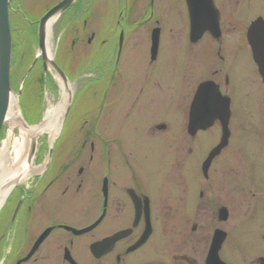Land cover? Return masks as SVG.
I'll return each mask as SVG.
<instances>
[{"label": "flooded vegetation", "instance_id": "flooded-vegetation-1", "mask_svg": "<svg viewBox=\"0 0 264 264\" xmlns=\"http://www.w3.org/2000/svg\"><path fill=\"white\" fill-rule=\"evenodd\" d=\"M87 1L56 61L92 94L73 135L37 146L32 165L48 160L9 193L0 264H264V126L233 94L245 51L260 97L264 10Z\"/></svg>", "mask_w": 264, "mask_h": 264}, {"label": "rangeland", "instance_id": "rangeland-1", "mask_svg": "<svg viewBox=\"0 0 264 264\" xmlns=\"http://www.w3.org/2000/svg\"><path fill=\"white\" fill-rule=\"evenodd\" d=\"M58 1L60 0H11L10 3V23L13 32L11 84L14 93L19 95L18 101L21 114L23 116L25 115L27 121L33 124L41 123L48 107L56 105L60 99V87L56 79V71L52 68L44 71L40 61L36 64L26 79H24L29 64L39 50L37 28L40 17L49 7ZM253 1H255V10L262 12L264 7L259 5V3L264 0ZM87 3V0L76 1L73 5L74 7L68 9L65 14L64 12L58 14L50 31H48V43L55 47L53 53L54 58H56L57 55L60 33L66 25L67 19L70 14H73L76 10L84 8ZM242 12H244L245 15L248 14L246 9H243ZM83 14H85V10H82V17L84 16ZM68 22L69 21H67V23ZM160 60H164L163 53ZM235 66V72L241 75L242 78L237 81V85L233 92L234 97L236 96V99L241 101V105H246L245 111L248 109L250 114L253 113L255 123L252 124H261V127H263L264 86L260 82L258 88L260 97H257L255 93L256 83L250 80L252 67L249 62L248 53L245 51H239L235 58ZM165 77L168 78L167 73ZM40 78L43 79V83H40ZM244 89L248 90V95H242ZM71 90L73 94L69 101L70 104L68 105L69 107H67L68 110L64 116V121L62 122L63 126L61 132L63 138H69L75 132L80 117L89 103L93 88L87 84L71 82ZM253 96L256 97L253 98ZM57 135L58 134H56V137ZM26 136L27 135L21 126L12 127L9 123L5 122L4 130L0 138V151L3 149V146L6 145L8 150L13 154L15 142L24 141ZM36 139L39 147H44L46 144L50 145L51 143L49 136L46 133L39 135ZM45 156L46 155L44 154L42 160L38 161L37 164H33V169L31 168L23 174L21 181L25 183L31 181V174L34 173V170L40 167V162L43 163L42 161L46 158ZM239 240L240 243H242L249 240V238L240 236ZM253 248L256 249L255 246H253Z\"/></svg>", "mask_w": 264, "mask_h": 264}, {"label": "bare ground", "instance_id": "bare-ground-1", "mask_svg": "<svg viewBox=\"0 0 264 264\" xmlns=\"http://www.w3.org/2000/svg\"><path fill=\"white\" fill-rule=\"evenodd\" d=\"M56 19L57 16L50 20L49 31ZM54 50L55 47L48 43L47 55L49 59L54 57ZM56 79L60 87V99L56 105L48 107L42 122L39 124L29 125L24 121L19 110V95L14 92L11 93L6 122L12 127L21 126L27 136L24 141L15 142L13 154L8 150L6 145L0 151V207L13 185L29 170L26 153L28 152L30 142L45 133L48 134L49 140L52 142L61 128L72 91L71 84L63 82L58 75H56Z\"/></svg>", "mask_w": 264, "mask_h": 264}, {"label": "water", "instance_id": "water-1", "mask_svg": "<svg viewBox=\"0 0 264 264\" xmlns=\"http://www.w3.org/2000/svg\"><path fill=\"white\" fill-rule=\"evenodd\" d=\"M75 0H61L59 3L51 7L40 19L38 25V46L39 50L34 62L28 69L25 76L28 75L38 58H42L44 68L52 67L65 83H68L67 77L63 70L59 67L54 58L49 59L47 55V30L50 20L57 14L66 10ZM10 2L11 0H0V133L6 122L9 110L10 97L13 92L10 80L11 62H12V32L10 26ZM203 86V85H202ZM199 88L198 95L202 91ZM37 145L35 138L30 142L28 161L34 155ZM216 263V262H213ZM223 263V262H220ZM225 264V263H223Z\"/></svg>", "mask_w": 264, "mask_h": 264}, {"label": "trees", "instance_id": "trees-1", "mask_svg": "<svg viewBox=\"0 0 264 264\" xmlns=\"http://www.w3.org/2000/svg\"><path fill=\"white\" fill-rule=\"evenodd\" d=\"M41 82L43 83V79H42V78H40V83H41Z\"/></svg>", "mask_w": 264, "mask_h": 264}]
</instances>
